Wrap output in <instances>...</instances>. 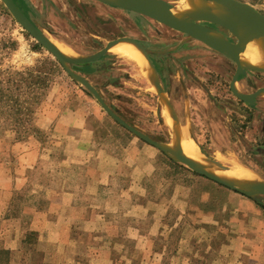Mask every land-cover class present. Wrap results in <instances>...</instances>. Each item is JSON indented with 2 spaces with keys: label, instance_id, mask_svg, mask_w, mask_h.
<instances>
[{
  "label": "rangeland",
  "instance_id": "obj_1",
  "mask_svg": "<svg viewBox=\"0 0 264 264\" xmlns=\"http://www.w3.org/2000/svg\"><path fill=\"white\" fill-rule=\"evenodd\" d=\"M14 1L76 58L120 39L148 46L162 62L160 93L110 51L67 68L128 125L169 147L166 94L204 157L264 181V94L255 106L232 94L235 62L96 0ZM237 1L264 15V0ZM236 88L253 94L264 75L247 70ZM172 158L108 115L0 0V264H260L251 256L263 244L264 196H242Z\"/></svg>",
  "mask_w": 264,
  "mask_h": 264
},
{
  "label": "water",
  "instance_id": "obj_2",
  "mask_svg": "<svg viewBox=\"0 0 264 264\" xmlns=\"http://www.w3.org/2000/svg\"><path fill=\"white\" fill-rule=\"evenodd\" d=\"M102 4L119 8L125 11L133 12L140 14L142 16L148 17L152 20H155L168 28L186 34L190 38L197 40L217 53L223 55L229 60L236 63V72L232 79L230 85L232 93L241 101L247 103L250 106L255 105L256 98L261 94H264V88L259 89L254 94L246 95L240 94L235 88L236 83L239 81L240 77L246 76L247 70H249L244 61L245 57L250 54L258 42V40L264 36V15L257 11L254 7L249 4L239 2L237 0H200L210 7L216 10L224 9L225 5L231 6L242 13L244 16L249 18L252 21V24L243 32L241 36H235L232 32L230 24L220 17H215L211 23L216 24L224 29H226L230 34H232L237 39V43H232L228 40L229 36L220 33L217 34L212 28L204 26L198 22L191 21L185 18L181 13L178 7L165 1V0H96ZM4 6L7 8L11 16L15 21L32 37L34 38L41 46L46 48L65 68L70 76L75 80L83 84L97 99L102 108L110 115L116 122L123 126L126 130L134 134L135 136L141 138L145 142L155 146L163 153L172 156L173 160L179 163L184 164L193 172L215 182L216 184L223 186L235 193H238L242 196L256 199L257 197L264 196V189L260 193L248 194L247 192L241 190L240 188L228 184L221 179L215 177L214 175L206 172L201 167L191 163L188 160H179L174 158L172 151L168 147L158 145L152 140L144 136L135 128L128 125L124 120L117 116L105 103L100 94L82 77L70 72L67 68V65H84L88 63H93L106 55L109 49L126 39H120L110 43L106 48H104L98 54L87 57V58H76V59H67L62 55L59 49L34 25L21 10L18 3L14 0H1ZM131 40V39H130ZM150 61V60H149ZM161 89L159 90V93Z\"/></svg>",
  "mask_w": 264,
  "mask_h": 264
},
{
  "label": "bare ground",
  "instance_id": "obj_3",
  "mask_svg": "<svg viewBox=\"0 0 264 264\" xmlns=\"http://www.w3.org/2000/svg\"><path fill=\"white\" fill-rule=\"evenodd\" d=\"M178 3L182 6L181 8L178 6V9L185 18L194 22L207 21L211 23L218 16L230 24L233 34L238 37L252 24L249 18L228 5H225L222 10H216L200 0H178ZM217 34L219 33L217 32ZM44 35L59 49L64 57L70 60L76 59L77 55L71 48L53 41L45 33ZM109 51L135 64L134 66H136L137 72L143 79L146 88L152 92H159L160 85L144 47L134 40L126 39L112 46ZM244 61L249 70L264 75V36L258 40L252 52L245 57ZM161 101L162 115L172 130V141L168 148L172 151L174 158L188 160L206 172L228 184L240 188L248 194L263 191L264 181L254 176L251 177L250 172L238 166L221 171L204 157L196 143L190 140L188 128L180 124L177 115L174 114L173 108L169 104L166 94L162 96Z\"/></svg>",
  "mask_w": 264,
  "mask_h": 264
},
{
  "label": "flooded vegetation",
  "instance_id": "obj_4",
  "mask_svg": "<svg viewBox=\"0 0 264 264\" xmlns=\"http://www.w3.org/2000/svg\"><path fill=\"white\" fill-rule=\"evenodd\" d=\"M172 4V3H171ZM177 7V6H176ZM198 23H200V24H202V25H204V26H207V27H209V28H212V29H214L215 31H217L218 33H220L221 35H224V34H226V33H224V32H222V31H219L218 29H216V28H214L212 25H209V24H206V23H210V22H207V21H197ZM176 31V30H175ZM178 32V31H177ZM181 33V32H180ZM183 34V33H182ZM186 35V34H185ZM226 35H228V34H226ZM228 40L230 41V42H232L231 40H230V37L228 38ZM136 41V40H135ZM137 43H139L142 47H144L145 49H146V51H147V53H148V58H149V60H150V63H151V65L153 66V68H154V70H155V72L157 73V74H160V80H161V82L163 83V80L165 79L163 76H162V74H163V70H162V62L159 60V58L157 57V56H155L153 53H155L152 49H150L148 46H146V45H144L143 43H141L139 40H137L136 41ZM232 43H234V42H232ZM146 46V47H145ZM152 50V51H151ZM163 60H164V58H163ZM73 69L74 70H76V71H78V72H82V68H78V67H73ZM236 72V71H235ZM235 75V74H234ZM234 75H233V77H234ZM171 77V76H170ZM233 77H232V79H233ZM245 77V76H244ZM242 78L243 77H240L239 78V81H241L242 80ZM239 81L236 83V85L239 83ZM231 83H232V80H231ZM231 83H230V85H231ZM236 85H235V88H236ZM229 88H230V86H229ZM261 89V88H260ZM236 90H237V88H236ZM259 90V89H258ZM257 90V91H258ZM230 91H231V88H230ZM238 91V90H237ZM256 91V92H257ZM232 92V91H231ZM238 93H240V92H238ZM233 94V93H232ZM240 94H243V93H240ZM254 94V93H253ZM234 95V94H233ZM246 95H250V94H246ZM235 96V95H234ZM236 97V96H235ZM237 98V97H236ZM258 98V97H257ZM257 98H256V101H255V105H256V102H257ZM241 101V100H240ZM243 102V101H242ZM245 103V102H244ZM245 104H247V103H245ZM248 105V104H247ZM254 105V106H255ZM250 106V105H249Z\"/></svg>",
  "mask_w": 264,
  "mask_h": 264
},
{
  "label": "crops",
  "instance_id": "obj_5",
  "mask_svg": "<svg viewBox=\"0 0 264 264\" xmlns=\"http://www.w3.org/2000/svg\"><path fill=\"white\" fill-rule=\"evenodd\" d=\"M261 241L263 243L262 246L259 248V250H254L251 257L257 260L260 264H264V237L261 239Z\"/></svg>",
  "mask_w": 264,
  "mask_h": 264
}]
</instances>
